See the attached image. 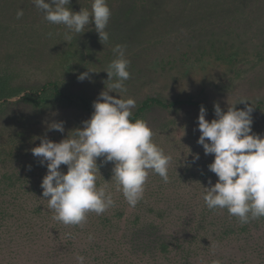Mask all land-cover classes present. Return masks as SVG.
<instances>
[{
	"label": "rangeland",
	"instance_id": "1",
	"mask_svg": "<svg viewBox=\"0 0 264 264\" xmlns=\"http://www.w3.org/2000/svg\"><path fill=\"white\" fill-rule=\"evenodd\" d=\"M76 1L66 7L73 12H91L93 0ZM107 6L111 11L105 29L109 38L107 42H100L92 23L78 34L62 24L46 21L32 0H0V76L6 78L10 87L22 92L48 81L56 82L64 93L82 96L93 109L99 93L108 91L112 82L107 80L105 72L117 58L112 49L123 45L124 58L130 62L127 69L130 78L124 82L127 92L119 96L133 98L136 107L149 96L165 101L192 97L207 107L214 108L218 103L223 110L241 99L246 102L237 103L235 107L264 103V0H107ZM18 9L23 10L20 19L16 17ZM85 72L88 77L78 79ZM109 95L118 98L116 93L109 92ZM20 96L9 100L0 112L2 202L12 199L5 190L8 183L29 181L28 184L41 185L47 168L31 152L39 146L41 138L53 142L71 138L73 130L81 128L82 122L89 119L78 108L64 104L42 109L26 106L19 102ZM199 110L196 107L156 109L145 117L153 132L152 142L171 158L169 179L165 183L158 174L149 171L143 197L135 207L128 204L112 178L114 163H102L103 157L97 159V188L110 194L114 203L126 204L122 219L128 225L118 227L114 238H118L120 231L126 234L130 230L138 231L139 239L135 241L136 236L132 245L124 246L146 248L150 236L148 224L155 218L147 210L153 205L155 211L171 212L182 220L175 228L159 226L157 235L167 240L169 235L177 233L183 246H191V252H197L195 247L210 241L207 254L213 257V264H233L240 259L253 263L255 255L246 249V239H242L245 237H225L217 241L228 233V224L219 223L222 217L218 213H205L208 208L203 195L218 178L208 169L214 156L205 155L197 143ZM206 113V120L216 118L215 114ZM251 116L252 132L264 136V104L260 110L252 111ZM61 122L63 132L50 130L52 123ZM197 155L199 158L195 159ZM60 171L66 173L67 166L61 165ZM25 175L30 178L26 179ZM19 197L24 210L17 215V220L5 221V227L1 228L3 233L6 230L27 232L31 224V230H39V233L49 230L48 233L43 231L44 238L37 242L45 252L56 247L51 244H57L55 239L60 240L62 246L66 240L73 241L74 247L82 251L91 246H103L96 213L89 212L80 225H65L54 218L55 212L50 208L41 210V218L27 213L35 202L45 200L42 193L35 195L36 201L32 200L34 196ZM25 197L28 200L23 203ZM8 213L13 214V211ZM112 213L113 209H109L105 215ZM135 218L139 219L137 226ZM7 241L5 236L0 239V264H36V257L12 256L10 252L15 247ZM201 249L198 248V253L204 257L206 250ZM76 257L73 254L69 259L57 258L53 264H80ZM85 261V264H95Z\"/></svg>",
	"mask_w": 264,
	"mask_h": 264
},
{
	"label": "clouds",
	"instance_id": "2",
	"mask_svg": "<svg viewBox=\"0 0 264 264\" xmlns=\"http://www.w3.org/2000/svg\"><path fill=\"white\" fill-rule=\"evenodd\" d=\"M51 24L64 25L70 32L81 34L85 26L94 24L100 42L108 41L105 31L111 11L107 0H93L91 12L71 11L70 0H32ZM23 10L18 9L20 19ZM54 46V45H53ZM117 56L105 71L109 81L108 91L99 93L93 102L91 117L82 122V127L73 130L71 138L53 142L41 138L39 146L31 149L32 155L40 158L47 173L41 182L42 197L55 212V219L65 225H80L89 212L97 215L113 206L110 194L96 185L97 159L102 163L113 162V176L128 204L135 207L142 199L149 171L168 182V167L171 158L152 142L153 132L143 120L130 121L133 98L123 99L126 93L124 82L130 78L129 61L124 58L125 46L112 49ZM93 72V71H92ZM88 73L78 79L84 80ZM116 93L118 98L109 95ZM241 99L237 103H245ZM223 111L214 104L215 119H205L206 109L201 106L198 114L197 143L205 155H213L208 169L217 181L207 187L203 200L209 210L227 209L229 215L239 218L244 224L250 219L264 217V136L252 132L253 107L246 104L244 110L235 107ZM50 130L63 132V124L52 123ZM198 155L195 159H198ZM66 165L67 171H60ZM80 264L84 258L77 256Z\"/></svg>",
	"mask_w": 264,
	"mask_h": 264
},
{
	"label": "trees",
	"instance_id": "3",
	"mask_svg": "<svg viewBox=\"0 0 264 264\" xmlns=\"http://www.w3.org/2000/svg\"><path fill=\"white\" fill-rule=\"evenodd\" d=\"M78 1L80 2V0ZM74 2L77 1L70 0L69 5L74 4ZM20 91L21 90H16L15 88L10 87L6 78L0 76V112L2 106H5L9 100L20 96ZM22 93L23 95L20 96L19 102L36 109L47 108L59 103L66 106L76 107L85 113L89 118L94 111L85 98L79 95H68L64 93L60 89L59 85L53 81L45 82L41 86L34 87L28 92L23 91ZM263 104V102H258L251 105L253 107V111L260 110ZM201 106L206 109V112L214 114V108L207 107L205 104L194 100L192 97L165 101L157 96H149L141 101V103L132 112V116L129 119L131 122H135L138 119L144 121L145 117L149 115L151 111L156 109L165 111L175 110L181 107H196L200 109ZM245 106L246 105H239L236 106V108L244 110ZM24 177L26 179L30 178L29 175H25ZM28 183L29 181L21 183H19V181L8 183L5 186V190L12 195V199L4 202L0 201V239L2 236H5L8 240L7 243H13V248H15L13 249L14 251L12 250L10 252V254H13L12 256L14 257H21L22 255L25 257H36V264H53L55 259H69L73 254L74 257H76L75 254H77V256H82L85 260L95 262V264H213V257H211L210 254H207L210 241L204 242L207 243V245L201 244L195 247L194 250L197 252L192 251V253L190 251L191 246H183L177 233L169 235L167 240L165 236L157 235L159 232V226H164L165 228H171L172 226L175 228L178 227L176 224H180L182 220L180 218H175L171 212L162 214L159 211H155L153 205L148 206L150 208L147 210V213L155 215V218L148 224L150 235L146 240L147 243H149L148 246L143 248L139 245H133L130 249L126 248L124 245L126 243H130V245H132V239H135L139 233L134 230H130L128 234L120 231L118 238H114L117 230H119L118 227L124 228L128 225L127 221L122 219L123 211L126 210V204L122 201L115 202L113 206L109 207L104 213L95 218L98 226L102 228V230L99 231L103 232H99V234L102 235V247L91 246L82 251L81 249L74 247L75 244L73 245V241L66 240L65 246H62L59 244L60 240L55 239L57 244H51L56 247H54L50 252H45L42 245L37 242L44 238L43 234L46 230H41L42 234L39 233V230H31L33 228L32 224L31 226H28L30 230H27V232H25V230L24 232H20L18 230L10 232V230H6V232L3 233L1 230L2 227H5V221L8 218L17 220V215L24 210L23 204L20 202V195H28V197L34 196L32 200L36 201L37 198L35 195L42 193L41 185H32ZM27 200L28 199L25 197L22 201L25 203ZM157 204L160 206L161 202ZM29 205L30 204H26L25 206L28 207ZM46 208H49L48 201L38 200L35 202V205H32L29 208L27 213L37 215L38 218H41V210ZM109 209H113V213L110 216H106L105 214L109 212ZM207 210L208 211L205 213H218V216L222 217V220L219 223L228 224V233L225 232L222 234L220 238L216 239L217 241H220L225 237L243 236L245 238L242 239H246V241H244L247 245L246 249L248 252L255 255L253 263L240 259L241 261L238 260L237 263L233 264H264V217L259 219H250L248 223L242 224L239 221V218L229 215L227 209L217 208L214 210ZM8 211H13V214L8 213ZM7 215L8 217L6 218ZM134 221L137 226L139 219L135 218ZM82 229H85V227L82 226ZM133 229L138 230L136 227H133ZM234 230L237 231L235 232ZM48 232L49 230L46 231V233ZM173 232H175V230ZM139 237L140 236H138L135 241H137ZM195 241L197 245V240ZM201 242L202 241L198 240V243ZM198 248L206 250L204 257L198 253ZM85 260H83V264L86 263Z\"/></svg>",
	"mask_w": 264,
	"mask_h": 264
}]
</instances>
